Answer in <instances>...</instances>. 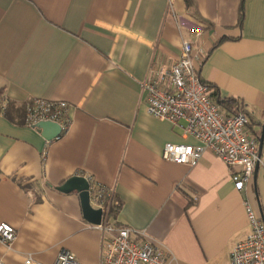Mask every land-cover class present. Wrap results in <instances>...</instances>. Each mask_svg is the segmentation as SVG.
Segmentation results:
<instances>
[{"label": "crops", "instance_id": "0c3cea01", "mask_svg": "<svg viewBox=\"0 0 264 264\" xmlns=\"http://www.w3.org/2000/svg\"><path fill=\"white\" fill-rule=\"evenodd\" d=\"M241 4L0 0V101L10 102L0 112V225L17 231L11 248L0 242L4 264L29 256L54 264L63 250L100 264L102 230L84 219L79 193L56 189L73 176L113 189L120 207L108 224L146 231L168 264H231L249 234L246 197L264 219V168L238 192L231 169L210 152L195 167L165 160L167 144L197 141L184 122L147 112L141 84L152 64H175L191 41L205 52L203 81L238 100L262 131L264 0H246L243 16ZM34 99L71 105L59 139L48 143L26 126L24 107Z\"/></svg>", "mask_w": 264, "mask_h": 264}, {"label": "built area", "instance_id": "2783aa9c", "mask_svg": "<svg viewBox=\"0 0 264 264\" xmlns=\"http://www.w3.org/2000/svg\"><path fill=\"white\" fill-rule=\"evenodd\" d=\"M201 36V32L196 33V38ZM204 58V50H197L193 42L184 40L175 64H152L141 84L147 112L173 125L184 122V133L197 141V144H167L162 153L165 160L195 167L210 152L231 169L235 190L244 192L253 182L256 168H264L260 138L249 127L250 120L244 112L229 113L216 102L209 84L198 71ZM6 107L4 100L0 112H5ZM70 109L71 105L65 101L31 100L25 107L26 126L35 129L39 123H54L60 126L62 136L71 126ZM46 156L45 152L43 160ZM86 179L90 183L91 204L104 212L102 225L94 226L103 232L100 264H168L166 253L146 231L108 224L111 212L120 207L114 190L89 176ZM244 206L249 234L234 246L231 264H264L263 216L253 198L246 197ZM16 239L13 226L0 225L2 244L11 248ZM0 264H4L1 258ZM24 264L41 263L29 256ZM54 264L83 263L70 251L63 250Z\"/></svg>", "mask_w": 264, "mask_h": 264}, {"label": "water", "instance_id": "95a60500", "mask_svg": "<svg viewBox=\"0 0 264 264\" xmlns=\"http://www.w3.org/2000/svg\"><path fill=\"white\" fill-rule=\"evenodd\" d=\"M47 141H53L59 138L62 130L59 125L43 122L39 123L36 128ZM264 147V124L262 134L260 136V157L263 155ZM259 166L256 168L258 170ZM59 192L64 194L79 193L82 212L84 219L91 225L100 226L103 222L104 212L102 209L94 208L91 204L90 198V183L82 176H73L69 178L63 185L56 188Z\"/></svg>", "mask_w": 264, "mask_h": 264}, {"label": "trees", "instance_id": "16d2710c", "mask_svg": "<svg viewBox=\"0 0 264 264\" xmlns=\"http://www.w3.org/2000/svg\"><path fill=\"white\" fill-rule=\"evenodd\" d=\"M245 2H246V0H242V4H241V14H242V16H243V13H244V4H245ZM209 87H210L211 90L213 91V96H214V97L216 96V98H215L216 102L220 105V107H221L223 110H225V111H227V112H229V113H233V114H237V113H239V112H244L245 115H246V116L249 118V120H250L249 127H250L251 129H254V130L256 131V134H257L258 137L260 138V136H261V134H262V131H261V130H256V129H255L256 124L253 122L252 118L250 117V114H248V113L244 110L243 105L240 104V103L238 102V100L233 99V98L222 99V98L219 96V92H218L217 90H215V88H214L212 85L209 84ZM9 106H10V102H8V106H7L6 110H5L6 114H7V112L10 110ZM25 107H26V105H25ZM25 107H24V108H25Z\"/></svg>", "mask_w": 264, "mask_h": 264}, {"label": "rangeland", "instance_id": "374dc122", "mask_svg": "<svg viewBox=\"0 0 264 264\" xmlns=\"http://www.w3.org/2000/svg\"><path fill=\"white\" fill-rule=\"evenodd\" d=\"M0 105H1V101H0Z\"/></svg>", "mask_w": 264, "mask_h": 264}]
</instances>
